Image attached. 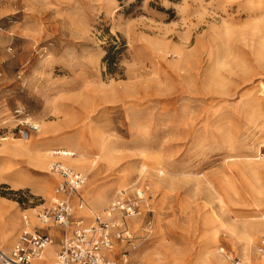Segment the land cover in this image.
Wrapping results in <instances>:
<instances>
[{"label": "rangeland", "instance_id": "rangeland-1", "mask_svg": "<svg viewBox=\"0 0 264 264\" xmlns=\"http://www.w3.org/2000/svg\"><path fill=\"white\" fill-rule=\"evenodd\" d=\"M27 123L52 126V162L86 154L74 220L138 207L114 259L252 264L264 227L246 254L242 231L264 226V0H0V206L19 222L7 240L0 215L5 253L23 215L41 224L55 200L51 168L8 148L27 142ZM91 187L107 196L101 214Z\"/></svg>", "mask_w": 264, "mask_h": 264}, {"label": "built area", "instance_id": "built-area-1", "mask_svg": "<svg viewBox=\"0 0 264 264\" xmlns=\"http://www.w3.org/2000/svg\"><path fill=\"white\" fill-rule=\"evenodd\" d=\"M28 128L22 130V138L28 139L32 132H38L39 126L27 123ZM57 156H71L65 150L54 151ZM51 171L58 181L53 193L55 200L49 206L37 212L41 224H34L28 214L22 217V227L17 241L8 253L0 251V262L3 264H37L44 259L46 251L55 245L57 264H128L129 257L125 253L121 262L114 259V247L124 236L131 239V233L125 222L126 217L139 214L138 207L129 204L121 220L115 217L114 209L106 216L96 217L93 223L86 224L83 218L74 220L76 209H82V203H76L75 197L84 187L87 174L62 162L53 161ZM57 227L60 234L44 230ZM258 253L264 254V237L258 247ZM232 264H242L240 258H232ZM121 262V263H120Z\"/></svg>", "mask_w": 264, "mask_h": 264}, {"label": "bare ground", "instance_id": "bare-ground-1", "mask_svg": "<svg viewBox=\"0 0 264 264\" xmlns=\"http://www.w3.org/2000/svg\"><path fill=\"white\" fill-rule=\"evenodd\" d=\"M36 124L39 126V131H40L39 133H41L40 137H38V139L36 141L31 140L30 137H29L28 139H24V141H27V142L8 145V148L12 152L34 151V154L36 155L35 156L36 161L39 162L41 165H43L45 170L46 169L50 170L52 160L54 159V156L52 155L53 152L52 151H48V150L46 151L44 147L50 145V143H51L50 140L46 139V137H48V136H46L45 134H47V132H48L47 130H51L52 129V126H45L46 130H43L41 128V130H42L41 131L40 130V124L39 123H36ZM74 138H75V136H74ZM61 145H66V144L63 143ZM108 147H109V145H108ZM72 153L73 152H71V154ZM65 159H66L68 164H70L71 166H73L75 168H78L80 170L81 169L84 170L85 168H87V165L89 164L88 160L86 159V154L85 153H79L78 157H76V158L68 156V158H65ZM131 170H133V167H130V166L127 167L126 170H125L126 171L125 175L128 176L130 174V172H132ZM91 185H92V183L90 182L88 184V186H91ZM156 185L157 184H154V186H156ZM88 186L85 187V188H88ZM91 188L92 189L88 192V195L90 196V198L88 197L89 200H90L89 209L92 212H95V213L97 212V213L101 214L100 212L103 213L105 211L103 209V205L106 204L107 196H106V194H103L104 192H102V187H99V188L98 187H96V188L91 187ZM137 219L138 218H136V216L126 217L124 219L126 224L128 225V228L130 229V230H128L129 233H130L131 229L132 230L135 229L137 231L140 229L141 225L138 222L139 219L138 220ZM262 224L263 223H260V222H258L256 220L255 221H245L243 223L244 227H243L242 235H243V239L246 240V243L243 246V254H246V252H247L246 250H247V247L250 244L252 236H255V234L260 232L262 227H264ZM144 229H145V231H148V232H151V231L154 232L152 226H148L147 225L146 227H144ZM8 236H9V233L6 230L5 233H4V238H7V240H8ZM236 237H238V236H236ZM236 237L235 236H231L229 241L232 242L233 244H235L236 243ZM219 238H220V230H219V228H214V229H211V236H210V238L208 239L207 242H208V244H216V243L219 242ZM221 250L225 251V249H223V248ZM228 256H230V255H227V257ZM242 256H243V259L246 260V257H245L246 255H242ZM250 262H252V264H264V254L256 255L255 259L251 260ZM55 264H57L56 261H55Z\"/></svg>", "mask_w": 264, "mask_h": 264}, {"label": "crops", "instance_id": "crops-1", "mask_svg": "<svg viewBox=\"0 0 264 264\" xmlns=\"http://www.w3.org/2000/svg\"><path fill=\"white\" fill-rule=\"evenodd\" d=\"M54 161H57V160H54ZM2 203L3 202H1V204ZM7 206L8 205H4V207H7ZM6 210L7 209H4L2 206H0V215H2V217H3V220H2L3 223H2V225H3V228L5 229V231L8 230V233H10V234L13 235V232L12 231L16 228V226H18V223L19 222L14 217H12L11 219H8L7 216L4 217V213L6 212ZM34 218H36V217H34ZM36 220H37V218H36ZM32 221H33V223H35V220L34 219H32ZM44 230L49 231V232L55 234L57 237H59L60 231L55 226L49 227V228H45ZM57 249H58V246L57 245L51 247L46 252V254L44 256V260L38 261L37 264H46V263L47 264H55V261L57 260V259H55V257H56V250ZM0 264H3V263L0 262Z\"/></svg>", "mask_w": 264, "mask_h": 264}, {"label": "trees", "instance_id": "trees-1", "mask_svg": "<svg viewBox=\"0 0 264 264\" xmlns=\"http://www.w3.org/2000/svg\"><path fill=\"white\" fill-rule=\"evenodd\" d=\"M109 57H110V55H108V56L106 57V59H109Z\"/></svg>", "mask_w": 264, "mask_h": 264}]
</instances>
